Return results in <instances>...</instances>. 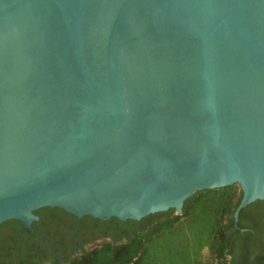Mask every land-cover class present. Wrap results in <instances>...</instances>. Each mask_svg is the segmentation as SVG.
<instances>
[{
  "label": "water",
  "instance_id": "water-1",
  "mask_svg": "<svg viewBox=\"0 0 264 264\" xmlns=\"http://www.w3.org/2000/svg\"><path fill=\"white\" fill-rule=\"evenodd\" d=\"M264 199V0H0V223Z\"/></svg>",
  "mask_w": 264,
  "mask_h": 264
},
{
  "label": "trees",
  "instance_id": "trees-1",
  "mask_svg": "<svg viewBox=\"0 0 264 264\" xmlns=\"http://www.w3.org/2000/svg\"><path fill=\"white\" fill-rule=\"evenodd\" d=\"M240 197L231 185L196 192L183 201L179 215L169 209L138 221L110 218L124 240L103 243L67 264H264L256 214L264 199L240 209L234 220Z\"/></svg>",
  "mask_w": 264,
  "mask_h": 264
},
{
  "label": "flooded vegetation",
  "instance_id": "flooded-vegetation-1",
  "mask_svg": "<svg viewBox=\"0 0 264 264\" xmlns=\"http://www.w3.org/2000/svg\"><path fill=\"white\" fill-rule=\"evenodd\" d=\"M42 207L24 227L0 223V264H67L103 243L118 244L124 236L113 221L73 215ZM51 209V210H50ZM259 237L264 238V202L256 210ZM124 222V221H121ZM3 225V226H2Z\"/></svg>",
  "mask_w": 264,
  "mask_h": 264
}]
</instances>
